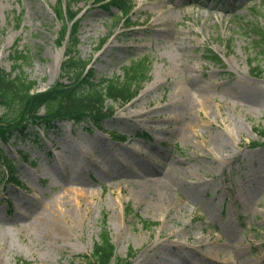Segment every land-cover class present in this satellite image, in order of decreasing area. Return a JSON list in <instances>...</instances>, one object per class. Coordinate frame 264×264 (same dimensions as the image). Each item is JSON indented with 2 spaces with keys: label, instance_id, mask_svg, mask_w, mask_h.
I'll use <instances>...</instances> for the list:
<instances>
[{
  "label": "rangeland",
  "instance_id": "obj_1",
  "mask_svg": "<svg viewBox=\"0 0 264 264\" xmlns=\"http://www.w3.org/2000/svg\"><path fill=\"white\" fill-rule=\"evenodd\" d=\"M131 2L128 28L114 27L117 9L74 6L83 10L77 56L98 78L150 59V79L103 130L64 121L2 147L21 186L5 180L0 159V264H88L103 228L118 257L137 252L131 264H210V253L264 264V42L254 33L264 32V0ZM56 5L0 0V67L11 72L12 56L26 54L22 70L39 91L60 78L67 56ZM191 79L190 92L213 99L178 95Z\"/></svg>",
  "mask_w": 264,
  "mask_h": 264
},
{
  "label": "trees",
  "instance_id": "obj_2",
  "mask_svg": "<svg viewBox=\"0 0 264 264\" xmlns=\"http://www.w3.org/2000/svg\"><path fill=\"white\" fill-rule=\"evenodd\" d=\"M80 2L81 0H57L55 11L62 23L58 44L62 45L67 37L69 44L67 58L61 67V77L51 88L42 92L37 91L38 83L30 80L22 70L29 62V56L22 52H16L12 56L15 61L12 72L7 73L0 68V107L4 110L0 114V146L7 145L16 133H23L30 127L52 126L64 120L84 122L89 126L102 128L104 121L115 115L114 105L118 103L125 105L133 100L149 81L152 67L150 59L132 62L130 67L124 68L123 76L98 78L93 69H88L90 60L77 56L80 21L77 19L79 12L73 13L72 7ZM95 3L104 5V10L109 13H112L113 8H117L120 13L114 14L117 24L123 22L130 25L133 10L130 0H95ZM254 33L259 41L264 42L263 31L255 30ZM104 41L99 49L104 45ZM214 62L220 64L221 59L216 56ZM251 64H254V61ZM262 73L263 70H258L256 64L253 74ZM110 101L113 105L109 104ZM257 132L264 138L263 129ZM259 145L256 142L253 147ZM0 159L4 165L12 169V161L3 156L1 150ZM5 180H11L14 184L17 182L14 174ZM152 225L150 222H143L146 228ZM135 255L136 252H130L126 259L117 258L112 239L103 228L100 241L96 243L92 255L85 256L84 259L88 264H131V259Z\"/></svg>",
  "mask_w": 264,
  "mask_h": 264
},
{
  "label": "bare ground",
  "instance_id": "obj_3",
  "mask_svg": "<svg viewBox=\"0 0 264 264\" xmlns=\"http://www.w3.org/2000/svg\"><path fill=\"white\" fill-rule=\"evenodd\" d=\"M172 3V1H170ZM191 7L189 5H187L185 7V10H191L190 9ZM190 14H192V11L189 12ZM158 25H162V23H154V26H158ZM187 86L178 93V95H180L181 97L185 98L187 101H189L190 99H193L192 98V95L197 97V98H200L201 100H205V101H209L210 99H213L212 96L208 93L209 90L208 89H199V90H195V91H189L190 88H188L189 86H194L195 85V81L193 79H191L190 81L187 82ZM191 84V85H189ZM160 183V184H159ZM145 184V183H144ZM151 184V183H150ZM150 184H145V185H148L147 187H150L149 185ZM154 183H152L151 185H153ZM156 184H159L160 186V190H161V198H163V195L165 194L166 195V188L165 187H162V183L161 182H158ZM169 199L168 195L166 196V200ZM58 230H62V228L58 227ZM174 237V235H169V237L167 239H170ZM188 240H193L192 238H188ZM195 241L199 244V247L202 248L205 244L203 242V240L199 239V240H196ZM238 253L240 254L241 251H238ZM204 255V254H203ZM207 260L210 262V264H235V258L233 257V255H229V254H225L224 257H220V253L218 254H208V255H204ZM259 260H261L260 257H256L255 260H248V261H245L243 264H245L246 262L248 264H259Z\"/></svg>",
  "mask_w": 264,
  "mask_h": 264
}]
</instances>
